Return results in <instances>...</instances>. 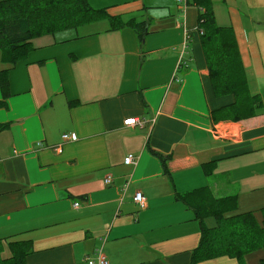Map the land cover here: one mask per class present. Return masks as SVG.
<instances>
[{
    "label": "crops",
    "instance_id": "0c3cea01",
    "mask_svg": "<svg viewBox=\"0 0 264 264\" xmlns=\"http://www.w3.org/2000/svg\"><path fill=\"white\" fill-rule=\"evenodd\" d=\"M87 1L104 16L32 40L2 68L0 242H28L24 264H87L98 248L109 264H189L200 224L182 196L204 189L236 196L225 216L264 225V0ZM206 8L232 31L248 93L261 101L254 116L234 121L223 111L234 97L214 93L198 26ZM262 257L264 247L243 260Z\"/></svg>",
    "mask_w": 264,
    "mask_h": 264
},
{
    "label": "trees",
    "instance_id": "16d2710c",
    "mask_svg": "<svg viewBox=\"0 0 264 264\" xmlns=\"http://www.w3.org/2000/svg\"><path fill=\"white\" fill-rule=\"evenodd\" d=\"M101 16L103 10L93 9L87 0H0V62L14 66L25 57L32 40L75 30ZM198 22L214 93L234 97L223 111L234 121L256 115L261 101L248 93L232 31L217 26L208 8L199 14ZM140 25L136 23L135 28ZM139 37L142 39L140 33ZM7 72L8 68L0 70V105L8 96ZM4 127L0 125V129ZM150 152L164 167L167 158ZM182 200L193 209L200 224V241L191 251L189 264L221 256L234 257L237 264H245L246 254L264 247V225L260 226L251 213L225 216L236 208V196L216 199L204 189L188 193ZM207 215L215 218L214 228L203 226L202 219ZM30 252L28 242H0V264H24ZM258 264H264V257Z\"/></svg>",
    "mask_w": 264,
    "mask_h": 264
},
{
    "label": "built area",
    "instance_id": "2783aa9c",
    "mask_svg": "<svg viewBox=\"0 0 264 264\" xmlns=\"http://www.w3.org/2000/svg\"><path fill=\"white\" fill-rule=\"evenodd\" d=\"M143 122L144 121H141L138 118H127L123 121V124L128 126V125L142 124ZM61 138L63 141H67L70 139V135L63 134ZM37 145H41V144L38 142ZM58 148L59 146L57 147V149ZM134 162H135V157L132 154H128L127 156H125L124 158L125 164H133ZM104 181L105 183H108L110 181V177H106ZM133 201L136 204H138L140 207H143L145 198L142 196L140 192H136L133 196ZM77 205L78 203L75 202L74 206L76 207ZM86 261H87V264H109L101 248L95 249L92 257H87Z\"/></svg>",
    "mask_w": 264,
    "mask_h": 264
},
{
    "label": "rangeland",
    "instance_id": "374dc122",
    "mask_svg": "<svg viewBox=\"0 0 264 264\" xmlns=\"http://www.w3.org/2000/svg\"><path fill=\"white\" fill-rule=\"evenodd\" d=\"M47 39H48V37L38 38V39H36V40L33 41V44H34L35 46H37V45H41V44H44V42H45ZM4 67H5V64H2V63L0 62V70H1L2 68H4Z\"/></svg>",
    "mask_w": 264,
    "mask_h": 264
}]
</instances>
